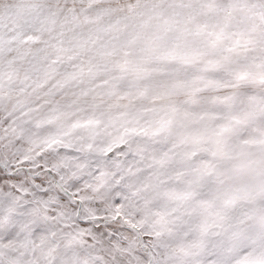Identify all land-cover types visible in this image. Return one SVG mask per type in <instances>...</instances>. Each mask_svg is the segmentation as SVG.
Segmentation results:
<instances>
[{
  "label": "snow or ice",
  "instance_id": "snow-or-ice-1",
  "mask_svg": "<svg viewBox=\"0 0 264 264\" xmlns=\"http://www.w3.org/2000/svg\"><path fill=\"white\" fill-rule=\"evenodd\" d=\"M264 0H0V264H264Z\"/></svg>",
  "mask_w": 264,
  "mask_h": 264
},
{
  "label": "rangeland",
  "instance_id": "rangeland-1",
  "mask_svg": "<svg viewBox=\"0 0 264 264\" xmlns=\"http://www.w3.org/2000/svg\"><path fill=\"white\" fill-rule=\"evenodd\" d=\"M245 175L246 179L234 190L233 196L239 200L252 202H264V173H257L249 169L248 157L238 152L233 160V168L223 171V179L230 184L237 175Z\"/></svg>",
  "mask_w": 264,
  "mask_h": 264
}]
</instances>
